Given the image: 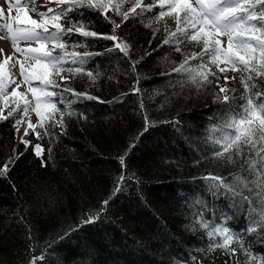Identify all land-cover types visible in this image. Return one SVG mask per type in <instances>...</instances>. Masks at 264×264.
Listing matches in <instances>:
<instances>
[{
	"label": "trees",
	"instance_id": "1",
	"mask_svg": "<svg viewBox=\"0 0 264 264\" xmlns=\"http://www.w3.org/2000/svg\"><path fill=\"white\" fill-rule=\"evenodd\" d=\"M80 11L93 21L91 30L111 33L112 25L103 17L97 19L98 12ZM158 11L156 8L146 16ZM70 15L76 17L75 12ZM114 19L119 23L121 17ZM141 19H129L117 31L131 47V60L139 61L136 72L129 57L118 50L106 53L113 41L98 39L87 48L76 49L102 53L84 65L98 78L93 83L85 75H76L66 83L98 100L77 101L65 94V103H59L60 97H56L57 107L65 112L64 129L49 124V135L40 140L29 130L24 138L32 145H42L46 167L41 166L32 146L25 150L21 143L25 127L18 139L14 119L0 121V168L9 159L14 161L7 174L0 176V264H29L33 256L42 253L45 259L37 264H237L246 259L239 250L235 256L222 249L207 251L211 241L205 230L188 227L194 213L202 211L195 203L197 198L207 205L203 214L210 222H223L220 210L229 215L234 212L230 201L214 198L199 177L209 173L229 179L235 173L246 175L241 171L243 160L225 164L211 158V143L205 139L210 126L220 122L217 110L223 105L214 101L217 83H225L223 74L218 82L210 77L213 83L199 91L190 84L181 87L177 81L183 77L176 73L161 75L171 72L184 54L200 48L186 43L181 45L182 52H176L169 45L161 46L167 35L163 22L149 28ZM64 23L67 27L68 22ZM168 24L174 30L171 20ZM156 28L160 31L154 35ZM64 39L83 38L72 35ZM60 54L59 48L53 51V55ZM226 75L237 76L229 79L227 86L236 88L238 95L242 91L239 73ZM256 83L264 89V78ZM134 87H139L140 93L134 94ZM69 101L70 108L66 107ZM68 111L73 114L68 115ZM144 115L151 124L146 132ZM37 131L43 134L42 129ZM206 150L209 158L204 159ZM21 152L23 155L15 159ZM120 157H124V165ZM121 174L125 176L121 191L113 195ZM243 194L255 197L246 189ZM105 200H109L106 208L102 204ZM89 214H99V219L83 224ZM77 225L79 228L71 231ZM227 225L242 232L247 226L245 214L233 215ZM261 240L264 228L247 235L245 247L264 260Z\"/></svg>",
	"mask_w": 264,
	"mask_h": 264
},
{
	"label": "snow or ice",
	"instance_id": "2",
	"mask_svg": "<svg viewBox=\"0 0 264 264\" xmlns=\"http://www.w3.org/2000/svg\"><path fill=\"white\" fill-rule=\"evenodd\" d=\"M7 2L11 12L12 2L11 0ZM49 2L56 3L57 7L40 12L35 7V0H15V10L18 13L24 12V17L17 16L15 23L26 26L19 27L10 22H0V33H3L0 34V40H9L13 53H19L21 57L15 60L7 72L5 65L13 59V56H6L3 62H0V121L13 118V127L18 133L20 125L27 117V127L24 136L21 137V143L25 146V150L32 146L35 156L41 160V166L46 167L42 145L38 143L32 145L31 141L24 138L29 135V130L35 134L37 140H40L44 135H49V124L64 129L65 112L57 107L54 99L56 97H60L59 103H65L63 99L65 94L74 96L77 101L98 100L97 97L86 92L75 91L66 83L76 75H85L93 83L98 78V74L94 75L84 65L90 57L102 53L87 51L81 53L76 49L87 48L91 42L98 39L110 40L113 41V45L106 48V53H116L118 50L123 57H129L130 45L117 35L121 25L129 19L135 21L137 18H142L141 23L146 20L145 27L149 28L154 23L163 22L167 35L161 46L169 45L174 51L182 52L181 45L191 43L193 47H199L200 51L184 54L183 60L172 68L171 72L161 75L176 73L183 77L177 81L181 87L190 84L199 91L213 83L210 77H215L218 82L223 74L225 83L223 85L217 83L216 87L219 90L215 93L214 101L223 105L217 110L220 122L210 126L205 139L206 142L211 143V158L223 161L225 164H235L238 160H243L241 171L246 173V175L232 174L231 179L212 173L199 177L214 198L226 197L230 201V207L234 210L233 215L245 214L247 226L242 232H234L227 225V221L233 219V215L223 210H220L223 220L220 224L214 220L210 222L204 219L203 209H206L207 205L199 198L195 203L201 206L202 211L194 213L193 223L188 227L193 231L197 230L196 226L205 230L211 241L207 251L222 249L226 255L235 256L239 250L246 259L237 264H264V260L254 255L250 248L245 247L246 236L264 228V89L256 83L258 78H264V0H151L150 3H145V0H49ZM29 5H32L31 12L40 17L39 20L31 18ZM156 8L159 9L158 12L146 16ZM81 9L98 12L100 16L97 19L103 17L104 21L112 25L111 33L101 34L91 30L90 25L93 21L85 18V13L80 11ZM73 12L79 19L70 15ZM114 16L121 17L119 23ZM3 17L4 10L0 8V20H3ZM168 20L174 23V30L169 27ZM64 21L68 22L67 27ZM50 28L54 31H50ZM159 31L160 29L156 28L154 35ZM72 35H78L83 39L78 41L64 39L65 36L70 38ZM22 42L28 46L20 47ZM32 44L37 46L32 47ZM49 45L51 48L48 47ZM69 46L71 51L68 50ZM56 48L61 50L58 56L53 55ZM3 52L4 49L0 48V53ZM118 58L122 57L118 56ZM129 60L132 71L136 72V64L139 61L131 60L130 57ZM192 61L197 63L193 64ZM16 65H19L21 78L19 82L11 72V68H15ZM228 72L239 73L238 79L242 91L238 95L236 88L227 86L228 80H236L237 76L230 78L226 75ZM139 81L140 76L137 75V85ZM12 84L16 87L9 93L8 88ZM22 86H26V91L18 92ZM140 91L139 87L133 88L134 94ZM29 93L31 99L28 98ZM71 103L72 101H69L66 107L70 108ZM140 107L144 109L143 101ZM5 111H7L6 115ZM17 113L20 115L17 116ZM30 113H35L37 117L35 124L31 121ZM67 114L73 113L68 111ZM144 121L146 132L151 126L147 115H144ZM175 123L178 124L179 121ZM38 128L43 130V134L37 131ZM48 152L51 153V148ZM21 155L22 152L15 159H19ZM202 158H209L207 150ZM119 159L121 165H124V157ZM12 163L14 161L9 159L8 163L0 168V176L7 174L10 170L9 164ZM124 180L125 176L121 174L113 189V195L121 191ZM245 189L254 192L255 197L244 195ZM108 203L109 200L102 202L105 208ZM97 219L99 214H89L82 223L92 224ZM78 228L79 225L71 231ZM260 242L264 243V240ZM44 259L42 253L33 256L29 264H37V261Z\"/></svg>",
	"mask_w": 264,
	"mask_h": 264
},
{
	"label": "rangeland",
	"instance_id": "3",
	"mask_svg": "<svg viewBox=\"0 0 264 264\" xmlns=\"http://www.w3.org/2000/svg\"><path fill=\"white\" fill-rule=\"evenodd\" d=\"M12 2V5H13V8L11 10V12H9V3L7 2V0H0V8H2L4 10V16H10L13 21L15 22L16 20V17L19 16L21 18L24 17V12L23 11H20L19 13L15 10V0H11ZM53 5H54V2H49V0H35V7L37 9V11H40V12H46L48 8H53ZM31 8H32V5H29V15L31 16L32 19H36V20H39L40 17L38 15H36L35 13L31 12ZM16 26H19V27H24L26 25H17L15 23ZM50 31H53V29L50 28ZM7 41V42H6ZM6 46H10V41L7 40V39H4V40H0V48H3L6 47ZM28 45L25 44V43H21L20 44V47H27ZM32 47H36L37 45L35 44H32L31 45ZM51 45H49L48 47L50 48ZM8 56L5 52L3 53H0V62H3L4 58ZM16 57L17 59H21L20 57V54L19 53H16ZM11 63L10 61L8 62L7 65H5V72L8 71V69L11 67ZM11 72L14 76H16L17 78V82L20 81V77H19V65H16L15 68H11ZM16 85L15 84H12L9 88H8V92L11 93L12 89L15 88ZM26 91V86H22L18 89V92H25ZM28 98L31 99V94L29 93L28 94ZM10 99H15V98H10ZM30 117H31V121L32 123H36L37 122V117L35 115V113H30ZM27 122H28V118L25 117L24 118V123L20 125V130L19 132L17 133L16 132V135H17V138L20 139V134L22 132V128L23 127H27Z\"/></svg>",
	"mask_w": 264,
	"mask_h": 264
},
{
	"label": "bare ground",
	"instance_id": "4",
	"mask_svg": "<svg viewBox=\"0 0 264 264\" xmlns=\"http://www.w3.org/2000/svg\"><path fill=\"white\" fill-rule=\"evenodd\" d=\"M10 22V23H13V25L14 26H16L15 25V22L13 21V19L10 17V16H4L3 17V20H0V22ZM0 34H3V33H0ZM7 42V41H6ZM4 52L8 55V56H13V59L12 60H10V63L11 64H14L15 63V60L17 59V57H16V53L14 54L13 53V48H12V46H11V43H10V46L8 47V46H6V47H4Z\"/></svg>",
	"mask_w": 264,
	"mask_h": 264
}]
</instances>
